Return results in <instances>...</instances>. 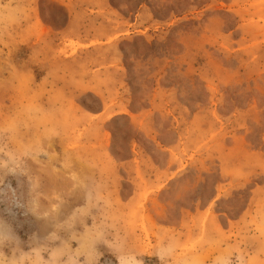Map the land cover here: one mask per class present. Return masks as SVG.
<instances>
[{
    "label": "rangeland",
    "instance_id": "1",
    "mask_svg": "<svg viewBox=\"0 0 264 264\" xmlns=\"http://www.w3.org/2000/svg\"><path fill=\"white\" fill-rule=\"evenodd\" d=\"M0 264H264V0H0Z\"/></svg>",
    "mask_w": 264,
    "mask_h": 264
}]
</instances>
